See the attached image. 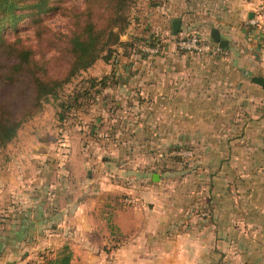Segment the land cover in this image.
<instances>
[{"label": "crops", "instance_id": "0c3cea01", "mask_svg": "<svg viewBox=\"0 0 264 264\" xmlns=\"http://www.w3.org/2000/svg\"><path fill=\"white\" fill-rule=\"evenodd\" d=\"M154 1L156 28L173 33L179 18L180 32L199 30L213 50L189 54L171 41L163 54L124 58L111 96L124 140L115 125L112 135L127 146L98 179L67 139L60 189L50 187L53 173L34 155L49 147L32 146L31 204L11 201L9 184L0 191V264L43 263L65 247L70 264H264V88L255 81L264 28L251 22L262 0ZM180 147L193 150L191 164L177 160ZM127 160L117 175L132 179L107 182Z\"/></svg>", "mask_w": 264, "mask_h": 264}, {"label": "rangeland", "instance_id": "374dc122", "mask_svg": "<svg viewBox=\"0 0 264 264\" xmlns=\"http://www.w3.org/2000/svg\"><path fill=\"white\" fill-rule=\"evenodd\" d=\"M83 1L84 0H55L53 4L70 8V5H72L73 9H76ZM153 2L154 0H137V2H135L132 7V14L139 16L140 21L137 22L136 20H132L130 27L122 34L121 38L123 41L128 42L135 39V37L149 41L152 37H156L158 41L155 46H148L143 41H136L137 44L134 47H119L118 53H115L110 62L102 58L99 59L92 67L78 73L64 86V91L60 100L65 101L67 104H72L74 100H77L76 105L74 104L71 109L66 111V120L60 121L57 112L59 110L61 111V108L56 106V101L51 100L45 103L41 111L24 121L17 136L11 142L4 147H0V191L3 184L6 186L9 184V187H11L10 189L13 190V193H11L12 197L9 196V198L11 197V201H22L21 197H23L24 204H31L27 190L31 191V170H35L37 167L36 162L31 160V154H33L31 148L34 144L38 143L39 139L47 143L49 153H46V155H34L41 160V169L44 168L46 170L45 172L52 171L53 173V177L46 182H52L49 186H58V189H60L59 170L65 167L63 165L65 157L62 152H65L68 148L67 139L72 140L71 153L74 160L80 162L81 154L84 151L86 153L84 155L85 162L88 163L89 170L90 168L99 169L95 172L96 174H94L95 178L100 175L102 176L100 172L103 170V167L107 166V157H116L120 150L122 151L126 148L124 146L127 145L123 143V141H121L122 143L118 141V144L117 142H113L112 135L115 125V127L119 128L117 134L120 140H124V134L122 135L124 124L113 121L117 102L116 99H111V96L116 95L113 91L119 90V87H123V81L119 80L115 85L114 82L109 79L106 81L107 87L102 90L101 85L96 84V86L91 87L92 80H101L108 77V75L111 77L112 74L117 78L116 74L118 69L116 70V68L118 67L125 70L126 63H122L124 58H139L145 53L160 55L163 54L161 52L166 50L164 42L169 43L172 41V43H176L180 36L196 31L201 34L199 30H194L189 27L178 35H174L170 30L161 32L155 25L156 5L152 4ZM44 17V23L51 29L55 31L61 30L64 33L70 31V23L67 22V18L55 9L48 12ZM151 19L155 20L153 24H147L148 21L151 22ZM20 26V35L23 36L22 38L25 44L32 46L36 52L37 58H41L48 62V67L52 72L60 74L67 66V55L64 57L63 53L61 56L60 54H56V51L47 40L38 42L35 39L37 31H35L33 24H31V19H24ZM159 47H162L161 51H159ZM175 47L178 51H181L177 45ZM191 54L200 55L207 53ZM136 70L139 71L138 69ZM25 88L26 87L22 84L15 87L0 85V98L7 103V96H14V90L23 92ZM97 90H102V92L99 93ZM87 91L88 94L85 95L84 92ZM11 105L18 108V110L21 108L20 105L13 101H11ZM121 120H123L122 116L120 121ZM81 147L83 148L81 149ZM161 152L162 151L158 154L159 158L163 157ZM114 163L115 165L112 167V170L116 172V175L114 174L113 178L107 176V182L113 179V183L123 185L127 183L128 180L132 179L128 174L125 175L123 171L120 173L121 177H119L117 171L119 168L122 169L123 167L129 166V163L131 164L133 161H115ZM136 164L139 168L138 164L140 163L138 162ZM175 171V176H181L183 173H186L187 170L181 167V169L179 168V170ZM3 196L0 198V205L1 200H5L8 195L4 198ZM19 209L21 212L28 214V212L23 209L18 208V210ZM21 219L25 221L23 223V228H25V225H28V219L23 216H21ZM29 245L31 247V244ZM24 258L27 259V256ZM15 263L21 264L20 260L14 262V264ZM23 264H31V259L28 258Z\"/></svg>", "mask_w": 264, "mask_h": 264}, {"label": "trees", "instance_id": "16d2710c", "mask_svg": "<svg viewBox=\"0 0 264 264\" xmlns=\"http://www.w3.org/2000/svg\"><path fill=\"white\" fill-rule=\"evenodd\" d=\"M54 1L0 0V85L15 87L22 84L26 87L23 92L14 90V96H7V103L0 98V147L11 142L24 121L41 111L45 103L51 100L56 101V106L61 108L57 112L60 121L66 120V111L76 105L77 100L67 104L60 100L61 95L64 86L78 73L89 69L101 58L110 62L119 47H134L136 41L155 46L158 41L156 37L150 41L138 37L134 41L122 40V34L130 27L132 20L140 21L139 16L132 14V7L137 0H84L76 9L72 5L71 8L58 6L53 4ZM152 4L155 5V1ZM54 9L70 23L68 33L55 31L44 23V16ZM24 19H31L38 42L47 40L56 54L67 55V66L60 74L52 72L48 62L37 58L32 46L25 44L20 35V25ZM167 43L164 42V45ZM109 79L115 85L119 81L112 74L101 80L93 79L91 87L97 84L103 90ZM255 81L264 88V78H255ZM102 90L97 91L101 93ZM84 94L87 95L88 91ZM11 101L20 105V110L12 106ZM183 149L192 150L189 147L176 150ZM189 157L180 155L176 158L188 165L191 164ZM205 211L209 212V209ZM71 257L70 249L65 247L57 257L34 264H70Z\"/></svg>", "mask_w": 264, "mask_h": 264}, {"label": "built area", "instance_id": "2783aa9c", "mask_svg": "<svg viewBox=\"0 0 264 264\" xmlns=\"http://www.w3.org/2000/svg\"><path fill=\"white\" fill-rule=\"evenodd\" d=\"M258 20H252L253 24L259 26V28H264V0L261 1L260 11L258 13ZM260 20V21H259ZM177 47L184 52L187 53H209L213 50V46L204 40L201 34L196 31L190 34H184L177 39L176 42ZM178 155L189 157L192 155L190 150H180L177 151Z\"/></svg>", "mask_w": 264, "mask_h": 264}, {"label": "water", "instance_id": "95a60500", "mask_svg": "<svg viewBox=\"0 0 264 264\" xmlns=\"http://www.w3.org/2000/svg\"><path fill=\"white\" fill-rule=\"evenodd\" d=\"M180 25H181V20L179 18H176L172 24L173 34L175 35L178 34Z\"/></svg>", "mask_w": 264, "mask_h": 264}]
</instances>
